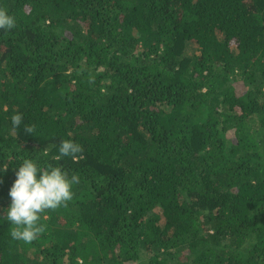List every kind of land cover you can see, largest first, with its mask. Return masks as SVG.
Wrapping results in <instances>:
<instances>
[{
    "label": "trees",
    "instance_id": "obj_1",
    "mask_svg": "<svg viewBox=\"0 0 264 264\" xmlns=\"http://www.w3.org/2000/svg\"><path fill=\"white\" fill-rule=\"evenodd\" d=\"M0 8V209L26 157L80 178L0 264H264V0Z\"/></svg>",
    "mask_w": 264,
    "mask_h": 264
},
{
    "label": "clouds",
    "instance_id": "obj_2",
    "mask_svg": "<svg viewBox=\"0 0 264 264\" xmlns=\"http://www.w3.org/2000/svg\"><path fill=\"white\" fill-rule=\"evenodd\" d=\"M16 26V19L4 8H0V28L11 30ZM23 116L16 113L11 116L12 126L18 128L22 124ZM25 132L35 131L33 125H25ZM82 147L71 139L60 142L58 154L53 157L61 160L71 157L77 160L82 154ZM47 154V148L43 150ZM8 166H0V175L7 172ZM15 179L9 189L10 203L0 213L12 226L11 237L25 243H31L46 230L41 223V214L47 209H56L72 200L73 185L79 183L78 174H69L60 165H48L41 168L39 162L33 158H24L14 169Z\"/></svg>",
    "mask_w": 264,
    "mask_h": 264
}]
</instances>
